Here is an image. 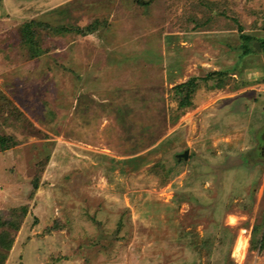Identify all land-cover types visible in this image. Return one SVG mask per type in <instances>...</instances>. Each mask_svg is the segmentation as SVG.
<instances>
[{
  "label": "rangeland",
  "instance_id": "374dc122",
  "mask_svg": "<svg viewBox=\"0 0 264 264\" xmlns=\"http://www.w3.org/2000/svg\"><path fill=\"white\" fill-rule=\"evenodd\" d=\"M259 40L264 0H0L3 264H264Z\"/></svg>",
  "mask_w": 264,
  "mask_h": 264
},
{
  "label": "trees",
  "instance_id": "16d2710c",
  "mask_svg": "<svg viewBox=\"0 0 264 264\" xmlns=\"http://www.w3.org/2000/svg\"><path fill=\"white\" fill-rule=\"evenodd\" d=\"M140 3L142 4V2ZM43 26L48 27L49 25L34 20L27 22L21 30L24 41L31 44L34 42L35 47H38L37 40L35 41L34 39L37 34L36 27ZM48 28H50V26ZM242 37L244 39L243 55L246 56L255 52L251 44L252 37L245 35ZM259 42L262 48H264V40H259ZM197 84V78H191L187 82L176 86V92L180 96L179 107L184 108L192 104V96L196 91ZM22 213H25V209L22 210ZM16 229L17 226L12 221H2L0 219V264L4 263L7 253L13 244L14 240L12 232Z\"/></svg>",
  "mask_w": 264,
  "mask_h": 264
},
{
  "label": "bare ground",
  "instance_id": "6f19581e",
  "mask_svg": "<svg viewBox=\"0 0 264 264\" xmlns=\"http://www.w3.org/2000/svg\"><path fill=\"white\" fill-rule=\"evenodd\" d=\"M246 248H247V241L245 240V241L240 242L238 250L240 251V256L242 258L244 257Z\"/></svg>",
  "mask_w": 264,
  "mask_h": 264
},
{
  "label": "water",
  "instance_id": "95a60500",
  "mask_svg": "<svg viewBox=\"0 0 264 264\" xmlns=\"http://www.w3.org/2000/svg\"><path fill=\"white\" fill-rule=\"evenodd\" d=\"M257 48H259L258 45H257ZM262 140L264 141V132L262 133ZM179 158L187 159L188 158V151H186L183 154L179 155Z\"/></svg>",
  "mask_w": 264,
  "mask_h": 264
}]
</instances>
